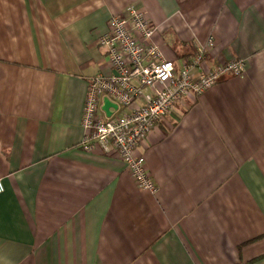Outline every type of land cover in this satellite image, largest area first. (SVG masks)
Masks as SVG:
<instances>
[{
    "label": "crops",
    "instance_id": "1",
    "mask_svg": "<svg viewBox=\"0 0 264 264\" xmlns=\"http://www.w3.org/2000/svg\"><path fill=\"white\" fill-rule=\"evenodd\" d=\"M131 3L166 58L212 35L205 67L246 61L137 146L156 193L78 146L97 40ZM0 179V264H264V0H0Z\"/></svg>",
    "mask_w": 264,
    "mask_h": 264
},
{
    "label": "built area",
    "instance_id": "2",
    "mask_svg": "<svg viewBox=\"0 0 264 264\" xmlns=\"http://www.w3.org/2000/svg\"><path fill=\"white\" fill-rule=\"evenodd\" d=\"M155 29L145 10L133 3L121 15L110 17L106 32L97 40L108 72L86 78L80 118L84 133L78 144L86 152L114 153L137 188L150 193L157 192V180L147 172L144 156L134 151L155 122L174 105H184L189 95L196 98L221 78L242 76L246 68L241 58L205 67L214 47L212 35L190 57L166 58L154 41ZM104 98L111 103L109 115L102 109ZM3 190L0 179V193Z\"/></svg>",
    "mask_w": 264,
    "mask_h": 264
},
{
    "label": "water",
    "instance_id": "3",
    "mask_svg": "<svg viewBox=\"0 0 264 264\" xmlns=\"http://www.w3.org/2000/svg\"><path fill=\"white\" fill-rule=\"evenodd\" d=\"M111 105V103L106 99L104 98L103 99V104H102V109L105 110L106 114L109 115V109L108 107ZM113 107H115V105H112Z\"/></svg>",
    "mask_w": 264,
    "mask_h": 264
}]
</instances>
